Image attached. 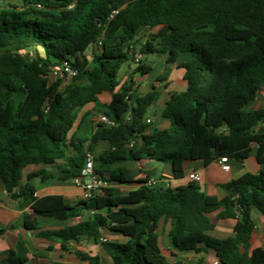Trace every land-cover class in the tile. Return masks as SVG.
<instances>
[{
  "label": "trees",
  "instance_id": "16d2710c",
  "mask_svg": "<svg viewBox=\"0 0 264 264\" xmlns=\"http://www.w3.org/2000/svg\"><path fill=\"white\" fill-rule=\"evenodd\" d=\"M141 29L153 33L146 42L137 40ZM100 38V52L89 59L87 49ZM130 45L141 54L166 55L167 66L184 70L186 90L172 93L163 110L168 128L147 133L157 90L130 104L131 83L121 84L118 75L130 64ZM28 50L35 56L23 53ZM181 53L191 59L178 63ZM65 63L78 74L60 90L62 80L49 76ZM151 70L143 62L134 69L141 75ZM263 91L264 0H0V179L11 198H24L38 216L63 226L42 230L37 219H26L25 228L39 230V237L62 244L83 235L98 240L101 228L129 237L103 243L113 264H171L159 244L167 225L180 252L212 250L220 264H264V245L249 252L251 211L264 217V168L221 185L229 197L218 204L207 202L198 183L172 189L150 183L149 176L127 179V169L116 176L112 170L121 162L155 161L170 165L173 178L181 179L187 162H244L253 146L264 165V109L255 107ZM103 93L112 95L104 115L114 125L100 124L90 138L69 140L81 109ZM100 142L108 146L96 153ZM87 151L101 177L111 174L108 181L138 187L127 193L108 187L102 196L70 205L60 195L37 198L31 184H22L29 166L56 165V172L40 170L28 180L79 177ZM221 208L218 220H236L227 238L211 234L216 224L210 215ZM117 209L122 211L114 214ZM85 211L91 213L87 219L66 225ZM20 263L13 253L0 262Z\"/></svg>",
  "mask_w": 264,
  "mask_h": 264
},
{
  "label": "crops",
  "instance_id": "0c3cea01",
  "mask_svg": "<svg viewBox=\"0 0 264 264\" xmlns=\"http://www.w3.org/2000/svg\"><path fill=\"white\" fill-rule=\"evenodd\" d=\"M137 40L142 42L149 40V30L141 29L137 34ZM94 52L98 53L100 51L98 48L90 46L86 54L91 53L92 55ZM150 56L153 60L154 67L144 60L142 54L143 64L151 66L152 68L150 73L146 75L135 73L131 64H125L127 65V69L124 75L119 77L121 84L126 83L130 85L131 83V105H134L138 98L143 97L154 89L159 92V98L154 102L147 116V118L151 120L147 133H150L155 128L165 129L170 126V121L162 115L166 102L170 99L172 93L183 92L187 88L184 78L171 80L165 76L166 55L150 54ZM162 63H165L163 67ZM159 65L161 66L158 70L157 67ZM170 66L177 68L176 64ZM71 81L72 80H67L62 83L66 86ZM174 81H177V87ZM116 92H120V87ZM261 97L264 98V91L261 92L259 98ZM113 104L112 95L103 93L98 96L97 103H92L82 108L71 130L69 140L83 139L81 137V130L86 131V139L95 134L100 125L97 117L104 115L105 108L113 106ZM85 145L88 147L89 142H86ZM107 146L108 145L104 142L98 143L95 150L96 153L106 149ZM256 151L257 147L253 146L250 156L255 157ZM70 152L72 154L74 153L72 147H70ZM246 161L233 164L231 160H229L228 164L230 169L226 171L222 169L219 161H214L209 165H205L203 161H190L185 163L184 176L181 179L173 178L170 165L155 161H126L134 164H126L130 165L129 168H126L123 167L125 164L120 166L117 165V163L112 166V170H114L113 174L116 176V171L119 169H127L128 172H130L129 176L128 174L126 175L127 179L137 181L149 176L153 184L170 187L172 189L188 185L191 182L190 175L196 173L201 177V181L198 184L205 192L207 202L210 204H218L225 202L229 197L228 193L222 189L221 185L246 173L257 174L264 168V165H259L257 161L250 165L246 164ZM143 165H149V168L144 171ZM40 170H45L52 175L56 172V165L29 166L25 168L22 180V184L29 183L35 188V196L37 198L60 195L70 205H76L80 201H83L81 189L76 186L72 180L62 181L54 177L44 181L41 176H36L28 180V175L37 173ZM105 177L106 180L111 179V174H107ZM108 187L119 188L122 193H127L137 188L138 184H121L115 181H108ZM102 195L103 192H100L97 196ZM121 211L122 210L117 209L114 211V214H119ZM221 211H224V208L210 215L211 220L216 224V228L211 234H215L219 238H227L233 235L236 220H218L217 215ZM254 211V209L251 211V217L255 223V229L251 235L249 252L264 245V217ZM90 215L91 213L85 211L80 216L68 219L66 225L73 226L79 224ZM26 219H37L41 224L42 230H58L63 227L49 217L38 216L34 212L32 205L25 202L24 198H11L0 179V262L7 260L13 253L15 258L21 260L20 264H88L90 262L95 264H113L103 244L98 240L83 235L80 236L78 240H70L62 244L58 240L39 237L37 235L39 230L33 231L26 229L24 225ZM110 221L113 224H118L113 215L110 216ZM168 232V225L165 229L160 230L159 244L162 252L167 253L171 261H181L184 264H198L199 262L220 264L215 252L212 250H204L198 253H183L178 251L174 248ZM99 236L106 237L110 242L119 243H125L129 239V237L124 234L108 230L107 228H101Z\"/></svg>",
  "mask_w": 264,
  "mask_h": 264
},
{
  "label": "built area",
  "instance_id": "2783aa9c",
  "mask_svg": "<svg viewBox=\"0 0 264 264\" xmlns=\"http://www.w3.org/2000/svg\"><path fill=\"white\" fill-rule=\"evenodd\" d=\"M101 50L102 47V38H100L97 43L93 46ZM131 52V61L130 64L135 69L142 64V54L139 49L134 45L129 46ZM78 72L68 63L63 64L62 66L53 67L51 69V73L49 79L51 82L55 80H72L76 77ZM130 119V115L127 116V120ZM97 120L100 124H105L107 126H113L114 122L110 120L106 115H100L97 117ZM151 120L147 119V123H150ZM221 167L223 170H229L230 166L228 164V160L226 158H221L219 160ZM76 186L81 189V195L83 200H89L97 196L100 192H103L105 188H108V181L101 177L96 173L95 170V158L92 152L87 151L85 155V165L82 170V173L79 177H76L72 180ZM190 181L194 183H199L201 181V177L199 174L193 173L190 175ZM153 183V182H150ZM99 242L101 244L108 243L109 240L104 237H99ZM95 264V263H88ZM217 264V263H214Z\"/></svg>",
  "mask_w": 264,
  "mask_h": 264
},
{
  "label": "rangeland",
  "instance_id": "374dc122",
  "mask_svg": "<svg viewBox=\"0 0 264 264\" xmlns=\"http://www.w3.org/2000/svg\"><path fill=\"white\" fill-rule=\"evenodd\" d=\"M151 34H153L152 32H150L149 31V36L151 35ZM25 55H27V56H35V54H36V52L34 51V50H32V51H24L23 52ZM88 55V57H89V59H91V57H92V55H91V53H88L87 54ZM143 58H144V60L145 61H147L152 67H154L153 65H154V63L152 62L153 60L151 59V56H150V54H143ZM149 59V60H148ZM191 59V57H190V55L188 54V53H181L180 55H179V58H178V63H183V62H187V61H189ZM164 64L165 63H162V67L164 66ZM161 65H159L158 67H157V69L159 70ZM165 73H166V77H168L169 79H171V80H176V79H181V78H184V70L183 69H178V68H176V67H172V66H167L166 64H165ZM127 69V65H123L121 68H120V70H119V73H118V75H119V77H122L123 75H124V72H125V70ZM174 83H175V86L177 87V81H174ZM65 86L63 85V83L61 84V87H60V90H63V88H64ZM255 107L256 108H262V109H264V98H259L258 100H257V103H256V105H255ZM70 133H71V131H70ZM70 133L68 134V139H69V136H70ZM81 137L83 138V139H85L86 137H87V134H86V131L85 130H81ZM231 163H233V164H239V162L238 161H236V160H231ZM254 163H256V158L254 157V156H250L249 157V159H247V161H246V164H248V165H250V164H254ZM125 164V166H123V167H126V168H129L130 167V165H126V164H134V163H132V162H121V163H118L117 165H120V166H122V165H124ZM117 165H115V166H117ZM143 167H144V171H146L147 170V168H149V165H143ZM128 174V176L130 175V172H128L127 173ZM255 213H257V214H260L258 211H254ZM213 236H215V237H218V236H216L215 234L213 235ZM162 254L164 255V257L166 258V260L169 262V263H171V264H174L175 262H173V261H171V259L169 258V256H168V254L167 253H165V252H162Z\"/></svg>",
  "mask_w": 264,
  "mask_h": 264
}]
</instances>
